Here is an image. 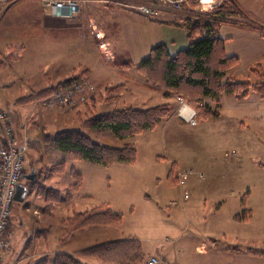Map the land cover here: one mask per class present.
Returning a JSON list of instances; mask_svg holds the SVG:
<instances>
[{
	"label": "rangeland",
	"instance_id": "374dc122",
	"mask_svg": "<svg viewBox=\"0 0 264 264\" xmlns=\"http://www.w3.org/2000/svg\"><path fill=\"white\" fill-rule=\"evenodd\" d=\"M48 1L54 2L57 0H0V15L2 14L1 17L3 18L4 13L14 12L18 14L16 16L18 18L19 13H26L31 18L37 10L43 13ZM75 1L79 4V10L75 16L70 18L77 20L79 25L87 28L88 32L93 31L89 24L90 19L103 29L107 21L112 25L109 20V11L120 7L110 3L109 0ZM235 1L238 9L237 18L242 20L241 22H255L258 26H264V0ZM123 9L126 12L125 15L114 18L120 21L121 38L130 50L132 58L130 60L135 63L125 69L124 77L112 76L115 78V82L120 83H113L112 86L108 85L106 89L102 88V91L97 90L96 85L87 77L81 76V79L92 83L93 90L91 93L93 94L85 100H81L78 105L65 107L45 106L41 100L43 96H39L36 92L31 93L33 95L32 101L19 102L18 98H21V95L17 94L19 93L18 81L9 86L0 83L2 85H0V108L10 114L16 139L20 144L25 145L23 151L24 172L35 171L34 180H25L24 182L27 187L24 200L21 203L15 201L13 203L8 227L11 238L9 247L6 249V252L11 254L7 256L6 262L3 263L1 260L0 264L35 263L38 260L47 258L46 255L41 254L43 248H47L52 258L58 253L54 250L59 247L60 241L76 235L74 234L76 232L81 234L85 229V227L77 230L71 229L69 218L80 210L84 211L86 209L88 192L92 189L95 190L98 186L103 190L106 189V191L102 192L101 189L98 192L95 191V205L93 207L106 205L112 211L121 215V221L124 214V234L138 233L142 238H146L144 234H147L146 236L149 237L155 231L145 228L146 223L151 227L152 224L155 225V221H169L176 211L182 217L185 213L180 205L176 203L175 196L170 195V201L168 198L163 197L162 191L166 187V183L177 193H180V191L183 193L182 189L185 188L205 193L208 188H217L221 182H232L234 187L240 189L238 198L241 209L235 213V216L246 211L250 215L251 212L246 207L250 205L254 208L252 220L257 221L254 224L256 225L255 241H250L248 248L247 243H241L242 251L256 256H264V226L261 227L258 223V220L262 219L264 214V97L261 98L254 93L247 96V101L257 99L255 126L249 123L253 126H250L249 130L239 126L235 131L222 132L221 126L212 121H216L215 119H218L219 116L201 118L198 114L195 115L196 110L181 94L171 92L158 84L151 86L136 72L137 62L149 52L142 51L145 43L154 37L155 42H157L156 38L159 30L155 28V22H153L157 18H147L135 10L124 7ZM199 13L202 12L181 10L164 12L162 15L163 18H168L165 21L178 25V23L183 24L184 18L198 17ZM158 18H161V16ZM108 28L110 29V27ZM31 29V32L35 35V42L29 43L27 36L23 40L25 43L21 42L22 38L17 37L12 41L15 42V47H17V49H14V53L20 55L19 51L21 49H28V53L26 56L24 54L23 60L8 63L0 54L1 82H6L4 79H7L14 69L23 70L30 66L32 60L37 58V48L40 44L36 42L38 41L36 30ZM161 29L166 34L165 28ZM233 29V26L230 25L222 28L221 34L231 37V39H224L226 40L224 48L241 53L246 58L251 57L252 54L248 52L246 44L241 41V34ZM168 34L171 35L172 30ZM92 35L97 47L100 49L102 47L106 48V45L101 41L104 36L101 39L96 38L93 32ZM173 36L176 38L175 44L177 46L182 44V47H185L187 45L186 33L182 35L177 33L176 37ZM50 37L52 38V36ZM46 38L47 36L44 39ZM39 41L41 40L39 39ZM165 42V44H171L170 39ZM2 45L3 42L0 46ZM1 52L6 53L5 50ZM29 53H35L34 58L33 56L29 57ZM257 58L259 57L257 56ZM256 60L255 62L264 61L261 57ZM232 72L234 73V71ZM246 72L243 71V73ZM247 73L251 75L253 81L257 80L250 72ZM41 78L40 76L35 77L36 84L42 81ZM236 78L237 80L245 79L244 75L241 74H237ZM14 79L10 76L7 82L11 83ZM21 86L25 88V86ZM114 86L120 87L119 90L110 95L107 94V89ZM7 93L12 96V99L8 98ZM220 98L221 96L218 99L207 98L203 101L211 106H216ZM180 99L190 110L194 111V124H190L179 115ZM162 105L166 106L167 114L152 129L144 130L130 137L120 138L113 135L108 128L90 129L83 125L88 119L114 110L124 108L145 109ZM240 107L244 109L243 106ZM205 122L215 124L206 126ZM62 130H79L90 140L110 147H122L125 143H130L134 147V160L132 162H115L103 166L63 154L54 149L51 141V136ZM229 134L233 139L229 137ZM223 139L227 144L225 145L226 149L221 147V145H224L222 144ZM207 142L211 148L206 147ZM207 150H211L210 154H207ZM207 155L213 158V164L216 165L211 171V173H214L213 179H209L206 175V173H209V169H205L204 164ZM219 157L234 159L236 164L232 165L230 170L228 168L224 169L222 165L216 164L217 160H220ZM147 158L149 160H145ZM155 160L161 178V181H156V185ZM185 173H188V175L183 182L179 177ZM217 175L218 177H216ZM165 178H167V182H164ZM93 180L94 183L91 182ZM141 180H144L148 185H143V189L138 190L139 187L136 183H140ZM40 187L56 190L58 199H51L50 192H45ZM165 192L166 189H164V196ZM98 193L104 199L100 203L97 202L100 201V196L96 195ZM146 195L149 196V199L145 198ZM182 197L187 199L189 196L184 193ZM115 206L123 209L122 213L116 211ZM129 210L131 211L129 212ZM208 211V206L201 205L198 214L200 213L206 218L210 216L207 214ZM236 221L247 222L248 219L246 217V219ZM195 223H197L199 231L202 232L204 230L202 217H197ZM109 232L112 233V229H109ZM113 233H116V231H113ZM198 235L193 234V236ZM241 240L242 242L249 241L244 240V238H241ZM253 243H255V246H253ZM90 263L104 264L98 260H91Z\"/></svg>",
	"mask_w": 264,
	"mask_h": 264
},
{
	"label": "crops",
	"instance_id": "0c3cea01",
	"mask_svg": "<svg viewBox=\"0 0 264 264\" xmlns=\"http://www.w3.org/2000/svg\"><path fill=\"white\" fill-rule=\"evenodd\" d=\"M109 12V20L112 25H110L109 21H107L104 29L96 24V22H94L92 19L89 21V24L94 25L95 28H97L102 33V37L104 36L103 39L101 38V41L106 45V48L102 47V49L97 47L95 44L94 39L92 38V32H88L87 28L79 25L77 20L74 18L67 19L53 15H46L40 12V10H37L35 15L31 18H29L26 13H19L18 18H16L18 14L14 12L4 13L3 18L1 17V14L0 20H2L0 21V44L3 42V45L0 46V54L3 56L5 61L8 63L18 62L23 60V58L27 55V48L21 49L19 51L20 55L14 53L13 47H15V42L12 41L17 37L22 38L21 42H24L23 40L27 36L29 38V40H27L29 43L35 42V35L31 32V28L36 30L38 40L36 42L40 45H38L37 48V58L32 60L33 62L29 64L30 66H27L23 70L14 69L10 76L15 79L14 81H11V83L7 82L10 76L7 79H4L6 82L0 81V83L5 86H9L18 81L19 85H17L19 87V93L17 94H20L21 97L31 95L33 92L45 89L55 85L58 81L78 74H82L83 76L87 77L92 83L96 85L97 90L103 91L102 88L106 89L108 85L112 86L113 83H120L115 82V78L112 76H123L125 70L112 65L110 61L115 56L128 58L130 65H132V63L134 64L135 62L130 60L132 59L130 50L128 49L125 41L121 38L122 35L120 21H117L114 18L116 16L125 15L126 12H124L123 7L121 6L117 9H112ZM165 19L168 18H163V15H161V18L153 20V22H155V28L159 30L156 38L157 42H155V37L152 38V40H149V42L145 43L142 49L143 52H148L152 46L157 44H164L171 54H175L178 50L186 47H182V44L181 46H177L175 44L176 38L173 36L175 35L176 37L177 33L181 35L185 33L183 24H172L165 21ZM236 19L239 21L238 23L220 24L218 27V36L223 40V53L226 56H234L238 59V64L233 70L234 76L237 77V74H241L244 75V80L253 81L251 75L247 73L250 72V67L253 65H259L261 71L264 73V61L255 62L257 61L256 59L259 60L260 57L262 60H264V26H258L255 22H241L242 20L238 18ZM226 25L233 26V30L238 31L241 34V41H244L243 43L246 44L248 52L252 54L251 57L246 58L241 53L224 48V45L226 44V40L224 39H231L230 36H223L221 34L222 28ZM108 27H110L112 31ZM161 28H165L166 34L162 32ZM171 30L172 34L169 35L168 33ZM46 36L47 38L44 39ZM49 36H52V38H49ZM39 39L41 41H39ZM48 39L51 40L49 41ZM169 39L171 44H165V41ZM9 41L11 42L7 43ZM4 50L6 53L3 54L1 51ZM147 54L148 53H146L145 56ZM14 55H17V59L15 60L11 58ZM28 56H33L34 58L35 53H29ZM257 56L259 58H257ZM244 70L247 72L243 73ZM37 76L42 77V81L38 84L35 82V77ZM252 76L254 75L252 74ZM21 85L25 86V88H23ZM11 97L12 96L8 95L9 99H12ZM247 100L248 97L246 99L239 100L235 99L231 95H221L219 101L220 115L218 119H215L216 121H212L218 123L219 126H221L222 132L235 131L239 126L243 127L245 130H249L250 126H255V112L258 105H256L257 99H253L251 101ZM240 106H243L244 109H241ZM215 123L205 122L206 126ZM249 123H252V125H249ZM229 137L233 139L231 135ZM222 144H224L221 145L223 149L226 147L225 145H227L225 139H223ZM206 145V147L211 148L208 142ZM210 152L211 150H207V154H210ZM219 158L220 160H217L216 164H219V166L222 165L224 169L228 168L230 170L232 165L236 164L234 159H224L223 157ZM212 159L213 158H211L210 155H207L204 161L205 169H209V173L205 172L209 179H213L214 173H211V171L216 167V165L213 164L214 162ZM145 160H149V158ZM156 164L157 162L155 160V185L157 182L161 181L158 172L159 167L157 168ZM216 177H218V175ZM24 182L25 180L22 179L21 183L25 184ZM91 182L94 183V180ZM164 182H167V178H165ZM136 184L139 187L138 190L140 188L143 189V185H148V183L146 184L144 180H141L140 183ZM100 189L102 192L106 191V189L103 190L98 186L95 190L92 189L90 192H88L85 210L93 208L95 205V191L97 190L98 192ZM164 189H166L165 196ZM164 189L162 191L163 197L168 198L170 201V195L175 196L176 203L180 205L185 213L182 217L180 213L176 211L174 212L173 218H171L169 221H155V225L152 224L151 227H149V224L146 223L145 228H150L155 231V233L152 232L153 234H151L149 237L146 236L147 234H144L146 238H142L138 233L124 234L123 214L121 224L87 226L81 234L76 232L74 233L76 235L69 236L60 241L59 247L57 249L55 248L56 250L54 251L58 253L76 254L99 244L117 240L132 239L136 240L140 245L138 251L139 255H142L143 259L138 264H144V261L150 258H158L171 264H264V256H256L242 251L241 243H247L246 246L248 248V243L250 241H255L256 225L254 224H256L257 221L252 220L254 216V208L250 205L246 206L251 212L250 215L248 214V221H236L234 217L235 213L239 212L241 209V204L239 203L238 198L240 195V189L234 187L232 182H221L218 184L217 188H208L205 193H202L201 191H195L191 188L182 189L183 193H181V191L180 193H177L172 187H169L168 183H166V187ZM184 193H187L189 196L187 199L182 197ZM162 194L160 195L162 196ZM96 195L100 196V201L97 202L100 203L101 201H104L103 196H101L99 193ZM145 198L149 199V196L146 195ZM201 205H206L209 207L207 214L210 216L205 218L203 217L204 215L202 216L200 213L198 214ZM114 209L119 212L123 210L119 207ZM130 211L131 210H129V212ZM197 217H202V227L204 229L202 232L199 231L197 228V223H195ZM258 223L261 227L264 226V214L262 219L258 220ZM109 229H112V233L109 232ZM113 231H116V233H113ZM193 234L199 235L193 236ZM241 238H244V240L247 239L249 241L242 242ZM12 246L14 248L13 243ZM253 246H255V243H253ZM10 254L11 253L6 252V250L0 252L3 263L6 262V258ZM41 254L43 256L46 255L49 260L52 259L47 248H43ZM42 255H40V257H42ZM78 256L79 259L85 264H91V260H98L104 264H120L116 262L100 260L89 254H79ZM48 264H50V261Z\"/></svg>",
	"mask_w": 264,
	"mask_h": 264
},
{
	"label": "trees",
	"instance_id": "16d2710c",
	"mask_svg": "<svg viewBox=\"0 0 264 264\" xmlns=\"http://www.w3.org/2000/svg\"><path fill=\"white\" fill-rule=\"evenodd\" d=\"M237 15L235 0H223L207 11L199 13L198 17L184 18L186 47L171 54L164 44L154 45L137 63L136 72L151 86L158 84L171 92L181 94L194 107L195 115L198 114L201 118H214L220 115L219 101L216 106H211L203 101L207 98L218 99L219 96L226 94L242 100L250 93L264 97V73L259 65L249 68L250 73L257 78L256 81L237 80L232 71L237 66L238 59L223 53V40L218 36V27L222 23H238ZM11 58L17 59V55ZM110 62L123 70L130 65L128 58L124 57L114 56ZM81 76L83 77L82 74L73 75L37 91L36 94L45 97L54 90L70 86L74 81L81 79ZM119 88L118 86L109 88L107 94L117 92ZM32 97L31 94L18 100L29 102L32 101ZM167 112L166 106L163 105L145 109L124 108L88 119L83 125L90 129L108 128L113 135L125 138L152 129ZM51 141L54 149L63 154L103 166L115 162H132L135 157L134 147L130 143H125L122 147L102 145L90 140L79 130L56 132L51 136ZM40 188L50 192L51 199H58L56 190ZM248 214L246 211L234 217L236 220L246 219ZM69 219L70 228L77 230L90 225L118 224L121 215L108 206L101 205L79 211ZM139 247L136 240H117L99 244L76 254L57 253L51 260L45 258L32 264H48L49 261L50 264H85L79 259V254H89L100 260L120 264H138L143 259L142 255H139Z\"/></svg>",
	"mask_w": 264,
	"mask_h": 264
},
{
	"label": "built area",
	"instance_id": "2783aa9c",
	"mask_svg": "<svg viewBox=\"0 0 264 264\" xmlns=\"http://www.w3.org/2000/svg\"><path fill=\"white\" fill-rule=\"evenodd\" d=\"M221 1L222 0H109L110 3L135 10L151 19L158 18L164 12H176L181 10L203 12L218 5ZM78 8L79 4L75 0L48 1L44 7L43 13L62 18H70L75 16L79 10ZM91 27L95 37L102 38V33L95 28L94 25H91ZM92 90V83L84 79H78L66 88L54 90L41 100L45 106L49 107L78 105L81 100H85L88 95L91 94ZM179 102H181L179 115L190 124H194V111L192 109L190 110L181 99ZM186 108L189 109V112L184 114ZM24 150L25 145L23 143L20 144L16 139L15 130L9 113L0 108V252L9 247L11 233L8 227L14 203V194L17 184L21 182L22 175L25 173ZM187 175L188 173L180 175L179 179L183 181L186 179ZM144 264L171 263H167L158 258H150L146 259Z\"/></svg>",
	"mask_w": 264,
	"mask_h": 264
},
{
	"label": "water",
	"instance_id": "95a60500",
	"mask_svg": "<svg viewBox=\"0 0 264 264\" xmlns=\"http://www.w3.org/2000/svg\"><path fill=\"white\" fill-rule=\"evenodd\" d=\"M35 178V171L31 170L30 173H24L22 175V179L25 180H34ZM27 187L23 183H18L16 186L15 194H14V201L15 202H22L24 200L26 194Z\"/></svg>",
	"mask_w": 264,
	"mask_h": 264
},
{
	"label": "bare ground",
	"instance_id": "6f19581e",
	"mask_svg": "<svg viewBox=\"0 0 264 264\" xmlns=\"http://www.w3.org/2000/svg\"><path fill=\"white\" fill-rule=\"evenodd\" d=\"M187 112H189V109H188V108H186V109L184 110V114H187Z\"/></svg>",
	"mask_w": 264,
	"mask_h": 264
}]
</instances>
